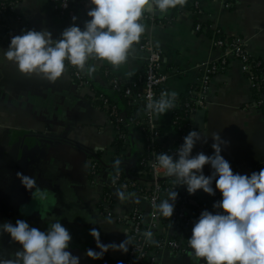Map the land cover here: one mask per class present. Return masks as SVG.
<instances>
[{
  "label": "crops",
  "instance_id": "0c3cea01",
  "mask_svg": "<svg viewBox=\"0 0 264 264\" xmlns=\"http://www.w3.org/2000/svg\"><path fill=\"white\" fill-rule=\"evenodd\" d=\"M4 1L0 0V6ZM72 2L78 4L79 0ZM146 12L151 19L145 23L144 33L162 51V70L168 75L160 92L178 93L176 106L165 114H154L153 118L161 133L160 142L168 146L176 134L173 120L180 97L190 88H197L203 68L223 55L214 43L215 29L221 28L226 37H243L249 53L264 62V0H185L183 5L164 11L161 18L156 12ZM16 13L23 17L21 23L15 24L21 33L47 29L53 39H59L73 23L83 29L89 20L83 10L75 22L61 19L53 0H19ZM199 23L201 30L196 29ZM7 33V28L0 25V38ZM9 44L0 43V223L15 224L17 219H22L46 231L60 220L72 236L67 250L80 257V264H125L128 252L120 250L110 249L100 259L88 257L87 249L100 251L89 230L99 229L104 244H119L128 238L129 249L133 237L127 222L138 209L153 234L152 253L157 264H206L190 247L192 232L182 220L153 218L150 201L144 194L112 186L117 159L119 166L130 169L147 189L153 183L151 172L137 168L146 149L143 127L131 122L127 146L118 150L115 122L104 106L94 100V94L101 89L120 102L113 80L125 88L144 75L146 54L139 45L134 43L127 61L118 67L107 60L92 59L88 64L96 65V71L89 75L76 66L91 82L93 93L90 88L81 87L67 67L54 83L40 76L22 74L4 56ZM133 93L137 95L139 89L135 88ZM205 100L200 108L206 110L205 116L200 120L197 113L189 116L192 125L187 134L195 129L207 135V143L197 142L193 155L201 151L213 154L211 133L219 132L229 141L222 146L221 154L230 162L234 173L251 175L264 168V111L239 60L231 59L212 75ZM132 103L138 106L144 119V100ZM203 171L211 175L212 169L205 165ZM17 172L35 178L33 189L26 190ZM165 182L158 204L174 189L178 195L183 193L189 198L185 210L190 216L200 207L213 213L223 211L213 208L222 199L218 189L215 195L202 189L189 194L185 185L176 184L175 177L167 176ZM42 192L44 199L40 198ZM119 192L125 194L123 199ZM161 238L178 240L180 250L156 248ZM20 248L10 234L0 236V254L6 258Z\"/></svg>",
  "mask_w": 264,
  "mask_h": 264
},
{
  "label": "clouds",
  "instance_id": "9594fccd",
  "mask_svg": "<svg viewBox=\"0 0 264 264\" xmlns=\"http://www.w3.org/2000/svg\"><path fill=\"white\" fill-rule=\"evenodd\" d=\"M88 3L90 19L85 21L83 29L73 23L59 39H53L47 29L23 31L11 37L4 56L22 74L40 76L50 83L64 73L65 60L89 75L96 71V65L88 64L92 59L107 60L118 67L127 61L130 49L145 31L140 22L144 12H164L183 5L185 0H88ZM72 19L75 22L78 18ZM177 96L176 91L162 93L159 99L146 105L149 114L167 113L176 106ZM211 137L213 154L201 151L193 155L197 142L207 143L206 133L194 129L183 138L175 154L158 153L154 166L163 169L164 175L175 177L176 184L185 185L189 194L201 189L210 195H215L218 189L222 194L213 208L223 211L203 210L192 228L189 244L195 256L203 258L206 264H264V168L251 175L234 173L230 162L221 154L222 146L229 141L219 132H212ZM115 163L119 165L120 161L117 159ZM205 165H210L211 175L204 174ZM17 177L26 190L36 184L34 177L22 172H17ZM118 195L121 199L125 196L123 192ZM40 198H45L43 192ZM177 198L178 192L169 190L167 198L156 206L159 214L171 218ZM4 233L10 234L11 240L22 248L7 258L0 254V264H80V257L67 250L72 236L60 220L46 231L22 219H17L15 224L5 221L0 223V236ZM89 233L100 249L86 250V255L94 260L110 249L128 251V238L119 244H104L99 229L93 227ZM144 235L148 242H155L151 231Z\"/></svg>",
  "mask_w": 264,
  "mask_h": 264
},
{
  "label": "built area",
  "instance_id": "2783aa9c",
  "mask_svg": "<svg viewBox=\"0 0 264 264\" xmlns=\"http://www.w3.org/2000/svg\"><path fill=\"white\" fill-rule=\"evenodd\" d=\"M53 2L55 4L56 13L61 19H72L73 16L77 17L76 10L73 7L74 2H72V0H53ZM18 3L19 0H13L9 2L6 0L1 3V6L7 7L8 11H12L13 14L6 16L7 9L4 8L0 10V25L7 28L8 31L7 35L4 36L3 39L0 38V43L10 42V39L13 35L21 34V29L15 27V24L21 23L23 21L22 15L16 13V6ZM66 3L67 7H65ZM78 4L82 6L83 12L86 14V16H88L87 12L90 8L88 0H80ZM149 15L150 13L146 11L144 12L140 20L143 25H145V23L149 20L147 18ZM66 16H68V18H66ZM88 18L90 19V17ZM201 28L202 25L200 23L196 25L197 30H201ZM215 34L221 35L215 38L214 43L222 50L223 55L219 60L203 68L198 87L190 91L194 100L190 110L195 113L200 108L204 107L206 94L209 89L212 75L226 67L231 59H236L241 62L242 69L249 76L252 86L259 89L258 105L261 106L264 111V65L255 61L256 59H254L249 53L247 44L243 37L237 35H233L231 38L224 37V32L221 28L215 29ZM136 43L146 54V67L144 75L129 87L123 88L121 83L115 79L113 80L112 84L114 89L120 91L123 90L125 92V96L131 98L132 102H135L137 99L141 98L145 102L146 116L144 121H140L139 124L141 126L145 125L146 127V129H143L146 140L148 141V149H150L152 154V159L149 162V172L152 173L153 183L151 185L152 187L147 189L143 184L139 183L133 174H131L130 169L125 167L122 173H114L112 186L122 191L140 192L144 194L145 197L150 201L152 217L158 218L161 215L159 214L156 206L160 200L163 186L166 184L165 180L167 179V176L164 175L163 169L159 168L158 166H154L156 165L155 157L160 152L175 154L179 146L183 143V138L187 135L192 123L190 121V117L188 116L186 117L185 122L181 124V116L179 114H175L173 123L177 127L174 138L171 140L168 146H165L162 141L160 142L159 139L161 133L154 123V114H149L146 105L149 102L160 98V87L167 80L168 75L162 70V51L154 46L153 42L145 35L144 32L141 34L140 40ZM65 67L70 69L73 78L81 87H88L92 91V84L84 73H82L76 66L72 65L67 60H65ZM257 68L260 71L257 70ZM256 71H259V74H257ZM259 75L262 76V79L259 78ZM135 88L139 89V93L137 95H134L133 93ZM94 100L102 102L104 108L109 112L111 117H113L119 137L126 139V135L119 128V123L121 122L122 118L119 115L117 106L112 104L110 100L103 94H94ZM156 143H160L161 148L155 147ZM172 145L176 146V148H172ZM188 202L189 198L185 194L180 193L176 200L177 205L171 218L182 220L187 227L191 228L190 230L192 232V228L199 219V216L204 208H198L194 215L190 216L185 210L187 208L186 205H188ZM107 214L109 216L112 215L111 211L109 210ZM127 227L129 228L133 237V243L127 251L128 253L125 264H157V260L152 253V248L154 245L152 242H148L144 235L146 231L150 230L146 226L144 222V215L140 210L137 209L130 215L128 218ZM155 246L159 249L169 248L175 251L180 250L181 248L179 241L172 238H161L158 240V242H156Z\"/></svg>",
  "mask_w": 264,
  "mask_h": 264
},
{
  "label": "trees",
  "instance_id": "16d2710c",
  "mask_svg": "<svg viewBox=\"0 0 264 264\" xmlns=\"http://www.w3.org/2000/svg\"><path fill=\"white\" fill-rule=\"evenodd\" d=\"M9 1H13V0H8V2ZM73 7L76 10L77 18H78V14L82 10V6L80 4L73 3ZM4 8L7 9V7H5V6H0V10H2ZM10 14H13V12L10 11V10L8 11V9H7L6 16L7 15H10ZM66 18H68V16H66ZM147 18L148 19H151L150 15ZM217 36H221V35L215 34L214 35V38H216ZM226 36L227 35L224 34V37H226ZM255 61L260 62V63H262V65H264V62H262L260 60H257L256 59ZM257 70H259V69L257 68ZM259 71H256V73L259 74ZM259 78L262 79V76L259 75ZM195 88L196 87L190 88V89H195ZM254 89L256 90L257 96L259 98V89H257V88H254ZM190 91L191 90H188L187 93L183 94L180 97V105H179L178 110L175 112V114H179L181 116V118H182L181 124H183L185 122L186 117H188L191 114H193V112L190 110V108H191V105H193L194 100H193V97H192V94L190 93ZM117 92H118L117 93L118 97H120V99H121L120 102H117V100L114 99L112 96H110L106 91H103L101 89L100 90L99 89L97 90V94H103V95H105L110 100V102L112 104H115L117 106V108L119 110V115L122 118L121 122L119 123V128L128 137V135H129V133H128L129 124L131 122L132 123H136V122L139 123L140 121L143 122L144 119L142 117H140V115H139V108H138L137 105L134 106V104L131 101L132 99L129 98V97H127V96H125V92L123 90L122 91L119 90ZM98 102H100V101H98ZM100 104H102V102H100ZM142 127L146 129L145 125H142ZM125 140L126 139H124L122 137H119V134H118V139H117V141L115 143V146H116V148L118 150L124 149L127 146V143H126ZM155 147L161 148V144L160 143H158V144L156 143L155 144ZM172 148H176V146L172 145ZM151 159H152V154H151L150 149H148V141H147L146 142L145 152H144L143 156L139 159L138 164H137V168H140V169H143V170L146 169L149 172V162H150ZM113 171H114L115 174H117L119 172L122 173L123 168H122V166H119L118 165V166L114 167ZM194 210H195V212L197 211L196 208ZM164 219L167 220L168 218L167 217H164ZM187 228L189 230L191 229L190 227H187ZM190 232H191V230H190ZM151 248H152V246H151Z\"/></svg>",
  "mask_w": 264,
  "mask_h": 264
},
{
  "label": "water",
  "instance_id": "95a60500",
  "mask_svg": "<svg viewBox=\"0 0 264 264\" xmlns=\"http://www.w3.org/2000/svg\"><path fill=\"white\" fill-rule=\"evenodd\" d=\"M155 14L159 16L160 18L163 16V12H156ZM195 113H197V116L199 117V120H200V117L205 116L206 110L200 109L199 111H196Z\"/></svg>",
  "mask_w": 264,
  "mask_h": 264
}]
</instances>
